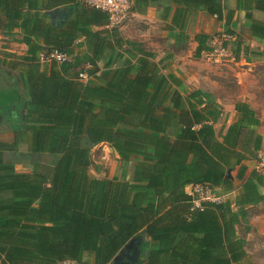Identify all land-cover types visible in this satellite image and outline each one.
I'll use <instances>...</instances> for the list:
<instances>
[{"label": "trees", "instance_id": "trees-1", "mask_svg": "<svg viewBox=\"0 0 264 264\" xmlns=\"http://www.w3.org/2000/svg\"><path fill=\"white\" fill-rule=\"evenodd\" d=\"M170 1L179 6L176 40L188 12L202 10L239 46L230 25L241 10L246 32L264 41V17L253 15H264V0H234V9L224 0ZM107 24L106 13L74 0H0V35L26 47L2 62L18 79L0 92L1 123L12 136L0 140V264H112L120 253L113 264H122L132 240L133 264H243L237 225L264 200V175L246 165L261 145L255 112L236 104L241 117L220 137L214 98L186 92L181 78ZM212 37L194 34L196 56ZM54 49L70 62L41 65L39 54ZM82 71L86 82L77 79ZM101 143L121 163L133 160L129 179L90 175V167L100 171L92 154ZM46 155L55 157L51 165L42 159L15 170L18 160ZM196 184L232 198L193 208L184 188Z\"/></svg>", "mask_w": 264, "mask_h": 264}, {"label": "crops", "instance_id": "crops-1", "mask_svg": "<svg viewBox=\"0 0 264 264\" xmlns=\"http://www.w3.org/2000/svg\"><path fill=\"white\" fill-rule=\"evenodd\" d=\"M223 2L227 8L234 9V0H224ZM135 4L136 3L133 0L131 12L127 21L129 22L132 18L134 19L132 32L136 39L132 40L129 37L130 34L127 38H124L122 35L120 36L125 40L128 39L140 44L145 51L150 52L153 55L152 60L155 63H158L159 66L165 65L176 77L181 78L186 92L200 90L204 93L210 94L214 98L221 110L220 119L214 125L215 132L219 134L220 137L224 134L228 126L235 123L241 117V115L235 110V105L238 103L247 104L255 112V116L259 120L257 133L261 136V145L260 150L257 152L258 157L261 153L264 154V117L257 114L258 111H262L261 109H263V105L259 98L256 97L259 89L249 87L247 81V77H251L250 82L252 84V79L254 78V75L250 72V65L252 62H250L247 57H238L236 59L234 56H230L224 60L220 59L219 63H221L222 66L228 65L223 62H232L234 65H244V71L240 72L234 70L228 65L227 69H229V73H227L224 68L213 72L211 70L205 71V65L207 67L208 64L200 63V58L202 56L201 53L203 51L199 56L195 55L197 43L193 39L194 34L204 33L212 35L214 32L223 29V22L216 21L214 17L207 15L202 10L188 12V19L184 28V37L188 36V39L183 37L176 40L177 28L171 24V18L179 6L175 5L170 0H151L146 7H143V4L140 2L139 4ZM138 8L140 9L139 11H137ZM253 15L254 17L256 16L257 19L263 20L264 15H261V13L253 12ZM127 21L124 26L127 25ZM248 24L249 21L244 17V12L236 10L230 28L239 35V30L241 28L246 29ZM262 42L264 46V41ZM15 47L18 48V52H16L15 55L25 53V45L10 41L8 37L0 35V51L12 55ZM6 56L7 55H4L2 62L8 59ZM231 69L233 70L232 76L230 74ZM17 77L18 74L12 71L6 73L5 76L1 75L0 92L10 88L13 80ZM4 78L6 81L2 83ZM225 79H233L235 85L231 88H229L230 86L227 84H224V86L221 85ZM220 82L222 83L220 84ZM224 83L228 82L224 81ZM1 84H4L5 86H1ZM1 133L4 134V136H1ZM0 134V140L10 141L12 139L11 133L6 130V124L1 123V119ZM100 145H105V147L108 148L106 144L101 143L96 146L93 151L97 150ZM23 148L24 147H22V149ZM115 157L119 159L116 153ZM250 162L251 161H247L246 165L248 166ZM17 164L19 163L15 164L16 171H18L16 168ZM248 170L251 169L248 168ZM108 178H111V176H108ZM187 188V186L184 188L185 192L187 191ZM259 192L264 195V188L261 187ZM227 197L231 199L232 194L227 195ZM263 203L264 200L257 205ZM257 205H252L248 208Z\"/></svg>", "mask_w": 264, "mask_h": 264}, {"label": "rangeland", "instance_id": "rangeland-1", "mask_svg": "<svg viewBox=\"0 0 264 264\" xmlns=\"http://www.w3.org/2000/svg\"><path fill=\"white\" fill-rule=\"evenodd\" d=\"M133 18L131 21L127 23L126 26H121L118 30L120 35H122L124 38H127L130 34V38L132 40H135V36L132 32L133 28ZM132 24V25H131ZM125 31V33H124ZM224 29L221 31H216L212 35V39H215L219 36H221ZM237 41L239 42V46H231L230 43L227 44V47L229 48L230 55H223V56H213L210 58L203 57V55L200 58V63L202 64H208L207 67L205 65V71L211 70V71H219L222 70L221 68H224L227 73H229V69H227V66H231L232 69L238 70V71H244V65H234L232 62L224 64H228L225 66H222L221 63H219L220 59H227L230 56H234V49L239 48L238 51V57H247L252 64L250 65V72L254 75V78L252 79V84L250 82L251 77H247L248 86L253 88H258L259 91L257 92V96L259 100L261 101L263 105L262 111H258L257 114H260L261 117H264V46L263 42L261 40L253 39L249 34H247L246 29L241 28L239 30V35L237 36ZM128 40V39H126ZM231 40H234V36H231ZM219 42H223L220 41ZM233 42V41H232ZM14 53L12 55H15L16 52H18V48H14ZM4 55H8L3 51H0V76H5L6 73H10L4 65L2 64V60L4 58ZM207 62V63H206ZM230 70L231 76L233 75V70ZM247 71V70H246ZM14 74V73H13ZM18 79V78H16ZM5 82L6 79H3ZM19 81V80H18ZM228 82V83H224ZM222 82H220L221 85L224 86V84H227L230 86L229 88L233 87L235 85V81L230 79H225ZM1 86H5L4 84H1ZM21 88V83L19 84ZM264 123V122H263ZM218 131V128H217ZM2 134V133H1ZM0 134V135H1ZM1 136H4L2 134ZM260 154V152H259ZM260 158H264V154L261 153V155L256 157V160L253 162L251 161L248 165L249 169H253L255 165H259L261 163ZM43 159V160H42ZM42 160L45 164L51 165L55 161V157L46 155L44 157L34 156L30 158V160L21 159L18 160L19 164L16 165V168L18 171H31L37 163ZM92 161L94 166H97L100 168V171L96 173L94 171L93 167L89 168V173L92 176L96 177H104V176H111V178L115 177L118 179H129L132 171V164L133 160H130L129 163L123 164L115 157V153L110 149L106 148L105 145H100L99 148L92 154ZM259 168L261 170H264V163L263 165H259ZM248 217L247 221L245 223H240L237 225V232L238 235L246 240V250L248 254V261L244 262L243 264H264V203L261 205H257L251 208H248Z\"/></svg>", "mask_w": 264, "mask_h": 264}, {"label": "built area", "instance_id": "built-area-1", "mask_svg": "<svg viewBox=\"0 0 264 264\" xmlns=\"http://www.w3.org/2000/svg\"><path fill=\"white\" fill-rule=\"evenodd\" d=\"M80 4L93 7L95 9L101 10L102 12L106 13L108 17V29H119L123 26L131 12L133 0H74ZM223 41V42H219ZM231 35L222 34L221 36L212 39L210 42V50L203 51L201 55L206 58L223 55H230L229 48L227 44L232 42ZM39 63L41 65L49 64L51 62L56 63L57 65H61L63 63L70 62L71 58L65 53H62L56 49L51 50L47 53H41L38 56ZM77 79L86 82L89 77L85 71L78 73ZM261 163L259 165H263L264 158H260ZM259 165L254 166V170L264 175V170L259 168ZM186 194L190 196L191 203L193 208H199L202 203H220L227 199V195H217L213 188L208 184L203 185H188L187 186ZM56 264H80L73 260H63L57 262Z\"/></svg>", "mask_w": 264, "mask_h": 264}, {"label": "water", "instance_id": "water-1", "mask_svg": "<svg viewBox=\"0 0 264 264\" xmlns=\"http://www.w3.org/2000/svg\"><path fill=\"white\" fill-rule=\"evenodd\" d=\"M59 17H62L63 15L61 13L58 14ZM142 239L144 240V234L141 235ZM133 240L130 241L126 246H125V250L127 251V253L130 251V255L125 257V260L123 261L122 264H133L135 262L138 261V257H139V251L137 250V247L135 245H133ZM129 254V253H128ZM146 254L145 251H142V255L144 256ZM122 259V253L118 254L112 264L116 261H120Z\"/></svg>", "mask_w": 264, "mask_h": 264}, {"label": "flooded vegetation", "instance_id": "flooded-vegetation-1", "mask_svg": "<svg viewBox=\"0 0 264 264\" xmlns=\"http://www.w3.org/2000/svg\"><path fill=\"white\" fill-rule=\"evenodd\" d=\"M127 253V252H126ZM129 253V254H128ZM127 253V255L129 256L130 255V251Z\"/></svg>", "mask_w": 264, "mask_h": 264}]
</instances>
